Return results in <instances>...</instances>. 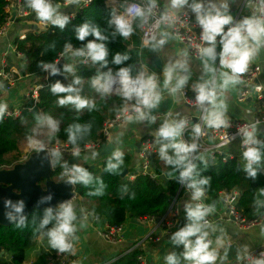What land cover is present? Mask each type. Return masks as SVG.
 <instances>
[{
    "label": "clouds",
    "instance_id": "clouds-1",
    "mask_svg": "<svg viewBox=\"0 0 264 264\" xmlns=\"http://www.w3.org/2000/svg\"><path fill=\"white\" fill-rule=\"evenodd\" d=\"M77 2L71 0L72 4ZM123 3V11L113 9L109 13L107 28L85 20L73 30L79 47L74 46L72 41H66L59 53L63 60H41L37 67L47 77L59 76L67 81L55 80L50 84L49 91L57 98L59 107L70 106L76 113L84 110L92 112L97 107L94 98L82 94L84 77L77 74L81 65L95 67V74L88 79L90 87L101 99L111 96L120 98L117 114L126 125H156L158 116L154 113L161 106L165 93L178 99L183 96L185 88L192 91V104L201 113L199 120L190 123L177 113L176 118H165L160 122L151 134L159 160L170 169L169 177L187 194V199L180 205L183 224L169 236L172 247L178 251L168 252L163 262L232 264L229 252L233 242L225 229L213 220L217 212L216 204L205 202L211 177L203 174L207 159L200 152L199 140L205 134V129L231 127L226 93L243 83V75L264 50V0H244L248 14L239 19L232 12L236 0H166V10L159 12V22L164 28L156 34L146 33L143 47L156 52L175 39L168 26L169 21H174L178 14H191L199 32L190 37L187 47L163 63L159 72L143 68L135 70L129 63L131 56L127 52L110 53L109 45L117 37L128 39L138 29L157 22L156 10L160 0H141L139 3L123 0ZM24 7L34 13L40 24L61 32L68 27L74 15L62 11V6L55 0H24ZM192 40L198 42L192 43ZM50 48L54 49L55 44ZM193 48L195 56L192 55ZM193 59L198 60L200 66V74L195 80ZM0 88H3V84H0ZM8 110V102L0 100V122H3ZM33 120V126L25 134L28 149L46 160L50 167H59L61 175L67 177V186L80 184L90 189L89 196H103L106 188L104 181L94 177L79 162L81 143L90 135L92 124L73 121L63 129L71 146L70 155L75 160L70 162L60 148L50 147L61 131V120L39 111H34ZM261 135V122L252 119L224 141L231 143L240 138L242 169L253 181L264 173V139ZM122 136L123 133H120L111 143H121ZM84 148L88 152L85 160L98 158L99 152L91 144H85ZM124 164V152L114 147L105 163L104 172L117 175ZM122 194L134 197V193H128L127 186L122 189ZM53 200L54 193L42 196L37 201V207L48 206L42 209L38 219L33 217L30 221L26 201L6 197L2 200V215L16 229L31 226L33 234L46 239L48 247L57 254L74 253L75 242L79 239L77 234L90 219L96 218L95 213L78 209L71 198L54 205ZM253 204L256 214L264 216V187L257 189ZM260 232L264 235V226H261ZM235 260L236 264H264V251L254 254L248 244H243L236 249Z\"/></svg>",
    "mask_w": 264,
    "mask_h": 264
},
{
    "label": "trees",
    "instance_id": "trees-1",
    "mask_svg": "<svg viewBox=\"0 0 264 264\" xmlns=\"http://www.w3.org/2000/svg\"><path fill=\"white\" fill-rule=\"evenodd\" d=\"M108 1L91 0L89 6L81 9L63 32L50 26H39L35 15L28 19L27 21L35 23L37 28L27 31L23 39L16 37L13 40L16 51L24 54L28 60V68L22 70V74L44 78V73L37 67V63L41 60L50 61L59 58V53L62 51L63 44L66 41H72L74 46L79 47V42L74 39L73 30L85 20L96 23L101 28H107L109 13L113 9L123 11L124 6L122 1L116 8H113L109 6ZM55 2L62 5L66 0H55ZM5 5V0H0V24L5 21ZM52 44H55L54 49L50 48ZM109 48L110 53L127 52L131 56L129 63L137 71L142 69L141 63H144L149 55L146 48L141 45L138 30L128 39L117 37L109 45ZM109 59H111V55ZM95 71V67L89 65L80 66L77 73L84 77L82 94L95 99L97 107L92 112L84 110L76 113L70 106L59 107L56 103L57 98L49 91L50 84L54 83L55 80L45 79V82L42 81L45 87L39 94L38 111L61 120V131L50 146L66 144L71 148L67 143V137L63 129L73 121H79L92 124L90 135L81 143V147H83L87 142L98 138L104 124L117 115V110L121 104L120 98L111 96L101 99L89 85L88 79L95 74ZM70 79L71 77L69 76ZM63 82L67 83V81ZM29 107H23L22 114L19 117H5L3 122H0V171L13 169L20 159V147L26 142L25 134L34 124V110L30 111ZM124 154L125 164L117 175H110L104 172L105 163L109 157L101 162L99 168H91L90 165H84L93 173L94 177L104 181L106 188L103 196H89L88 192L90 189L80 184H75L76 195L90 204L89 211L95 213L97 220H103L111 226L124 225L130 217H135L139 220L144 218L161 219L179 190V185L168 175L170 169L159 160L156 154L150 159L152 174L158 177L156 181L140 172H137L134 180H127L122 178L121 175L124 171H130L134 157L132 153L124 152ZM201 167L203 168L202 165ZM203 174L211 177V184L207 191L210 195V203H218L220 192L240 189L242 195L238 203L239 210L247 219L255 216L253 201L257 194V189L264 187V173L259 174L257 179L253 181L246 176L239 162H229L227 164L207 162V168L203 170ZM161 176H165L168 181L163 182ZM52 179H57L59 182L64 181L63 177H61L60 168L56 169ZM125 186H127L129 194L134 193L133 198L122 194V189ZM41 212L38 210L33 211L29 215V220L31 221L33 217L38 219ZM182 224L183 218L179 220L178 227ZM39 238L44 240L46 245L41 247L40 256L33 264H45L47 258L56 253L48 247L46 239L43 237ZM39 238L33 234L31 226L23 230L16 229L11 224L0 227V250L4 251V253L6 252L9 257L0 261V264H26L28 252L38 243ZM140 254V251L135 250L116 259L113 264H139L138 256Z\"/></svg>",
    "mask_w": 264,
    "mask_h": 264
},
{
    "label": "built area",
    "instance_id": "built-area-1",
    "mask_svg": "<svg viewBox=\"0 0 264 264\" xmlns=\"http://www.w3.org/2000/svg\"><path fill=\"white\" fill-rule=\"evenodd\" d=\"M123 0H109V6L116 8L119 3ZM6 5L4 8V13L6 15L5 21L3 24H0V38L4 37L10 27L16 21H27L30 19L34 13L24 7V0H5ZM129 2H141V0H129ZM91 0H78L76 4H72L71 0H66L64 4H62L61 9L67 13H74L73 18L76 14L83 8L89 6ZM166 10V8L160 4L158 9L156 10V23H149L145 28L138 29L141 45L142 41L146 38V33L148 34H156L158 31L163 30L164 25L159 22V12L161 10ZM119 12V11H118ZM72 18V19H73ZM41 27H45L42 24H38ZM168 31L175 34V39L184 47H187L190 43V37H193L194 34H198L199 29L194 26V20L189 14V16L178 14L175 20L169 21ZM25 36H21L23 39ZM192 43H196L198 41L192 40ZM15 54L16 57L22 61L25 59V55L17 52L15 49L14 44H10L8 48L1 54L0 56V82L1 80L4 83H7V88H11L15 86L17 79L21 76L22 70L21 68L16 69L10 68L7 63V57L11 54ZM192 55L195 56V48L192 49ZM63 60V57H59ZM196 60V59H195ZM70 62V61H69ZM83 66V65H81ZM263 67L261 63L252 62L249 67L248 72H246L243 77V83L240 85V92L237 95V102L240 104H245L249 98L256 99L257 101V108L256 114L254 119H258L261 122V126L264 125V88L260 84V78L263 73ZM44 79H48L47 75L44 73ZM44 84H36L32 86L28 92V99L29 103V110H34L37 107V103L39 100V94L42 89H44ZM194 99V94L189 88H185L184 94L182 96V101L185 105L194 109L193 113L187 114L184 117L187 118L190 123L199 120L201 115L200 111L192 104ZM21 115V111H12L8 110V113L5 117H13L17 118ZM166 114L161 113L158 115V118L165 117ZM231 127L229 128H222V129H205V134L200 138V152L205 155L207 162L212 164H227L229 162H239L242 165L240 160V153L242 151L240 147V138L237 137L236 140L232 141L231 143H224L225 139L230 137L234 134L238 127L244 126L249 122L241 121L238 119L230 118ZM126 125L123 122L122 117H119L118 114L108 120L102 130L99 133L98 138L93 141L87 142L86 144H91L97 151H100L103 147H105L108 143L111 142V134L115 128H120ZM188 133L186 132L185 138H187ZM153 137L152 135L146 136L145 139L141 143L140 152H139V172L143 175H147L153 181H156L158 177L152 174L151 169V157L156 155V147L152 143ZM224 144L223 147H217V145ZM50 147H57L60 148L64 153L65 156L71 157V148L66 144H56L55 146ZM82 153H88L87 149L83 147ZM33 153L28 151L25 153L18 161L17 165L25 164L30 156ZM67 180V177H66ZM75 187V184H73ZM180 195H187L184 190L180 187V191L178 192L176 199L171 204L167 213L160 219L158 223V219L153 218H144L142 219L143 222H146L150 225H157L159 228L162 229V235L157 236L154 232L150 233L145 239L138 240L131 249L127 251L126 254L132 253L135 250L140 251V255L138 256V263L139 264H150L147 252L148 245H155L158 244L163 235L171 234L177 227L179 220L182 218L180 208L178 205V197ZM241 190L235 189L232 191H223L219 193L218 196V203H220L226 210L227 217L225 219L226 222L234 225L238 234H243L248 232L260 225L264 222V216L255 215L251 219H247L245 216L242 215V212L238 208V203L241 198ZM77 196V195H76ZM210 195L206 193L205 202L209 203ZM179 209V210H178ZM94 220H97L96 218ZM214 222L219 224V222L223 221L222 217L213 216ZM97 236L109 244H121L126 239L125 234V226H111L105 224L104 227L96 230ZM233 245H234V241ZM254 254H258L260 251H264V238L257 243L252 249ZM118 258L111 259L109 261L103 262L101 264H113L114 261ZM80 258L78 257L76 251L74 253H63L57 254L54 253L53 255L47 258L45 264H78ZM232 264H236V260L233 259Z\"/></svg>",
    "mask_w": 264,
    "mask_h": 264
},
{
    "label": "crops",
    "instance_id": "crops-1",
    "mask_svg": "<svg viewBox=\"0 0 264 264\" xmlns=\"http://www.w3.org/2000/svg\"><path fill=\"white\" fill-rule=\"evenodd\" d=\"M160 4L165 7L166 0H160ZM232 12L237 19H239L242 15H247L248 10H246L244 7V0H236V3L232 5ZM36 28L37 25L32 21H16L10 27L8 33L4 37L0 38V56L8 48V46L13 43V40L16 37L25 36L27 31ZM183 48L185 47L182 46L176 39L170 40L169 44L164 49L158 50L156 52H153L150 49L146 48V51L149 55L148 58L145 59V62L141 63V68L146 69L147 71L159 72L162 68V64L167 63L168 60L174 56V54L179 53ZM254 62L261 63L264 69V63L260 62L259 56L254 60ZM7 63L8 65L10 64V66H15V68L18 69L22 68L23 64H28V60L25 58L24 60L20 61L15 54L11 53L7 57ZM192 70L193 80H195L200 74V66L198 60L193 59ZM42 81L45 82V79L41 76H27L21 74V77L17 79L15 86L7 88V83H4L1 80L0 84H3V88H0V100H6L9 104L10 110H18L21 111L22 114L23 107H28L30 104L28 99V92L30 88L36 84H43ZM260 84L264 88V70L260 78ZM239 92L240 86H237L236 88L231 89L228 93H226V99L229 106L228 115L230 118L233 119L250 122V120L254 119V116L256 114L257 101L256 99L249 98L245 104H240L237 102V95ZM193 112L194 109H191L183 103L182 97H179L177 99L168 96L167 93H165V98L162 101L161 106L155 110L154 114L158 116L159 114L164 113L166 114V116L158 118L156 125H147L144 123H139L128 124L120 128H115L111 134V142L120 133H123L121 143L116 144L115 146L120 148V150H122L123 152L132 153L134 157L131 169L130 171H127L125 178L127 180H134L137 175V172H139L140 149L137 147L138 143H142L146 136L151 135L155 131V128L158 127L159 123L162 122L165 118H176L177 113H179L180 116L184 117L185 115ZM261 131V138L264 139V125L261 126ZM87 154L88 153H82L79 159V162L83 166L93 165L95 166V168H99L101 162L106 159L97 158L95 160H92L89 158L85 160L84 156ZM65 158L68 159L69 157L65 156ZM61 177H63L64 180L66 179L65 176L61 175ZM54 181L59 183V180L57 179H55ZM179 191L180 186L178 192ZM184 199H187V195H180L178 197L177 203L179 205V208ZM72 202L77 206L78 209H84L86 212L89 211L90 204L84 201L82 198L76 196L72 200ZM216 206L217 212L214 214V216L222 217L223 219V221H220L218 225L227 230L228 235L234 238V242L237 244L238 247L246 241L252 246V249L257 243H259L264 238V235H262L260 232V228L261 226H264V222L262 223V225L248 232L238 234L234 225L225 221L227 217L225 208L220 203H217ZM180 212L183 218L182 208H180ZM133 220L139 221L140 224L134 223ZM105 224L106 222L103 220L90 219L87 226L77 234L79 236V239L75 242V251L78 257L80 258L78 264H101L117 257H123L124 255H126L129 249L135 246V243L138 240L145 239L150 233L154 232L157 236L162 235V229L159 228L157 225H150L135 217H130L124 224L126 234L125 241L121 244L114 245L106 243L105 241L100 239L96 234V230L104 227ZM169 236L170 234H165L163 235L161 241L158 244L147 246L146 254L148 256L150 264H164L163 257L168 252L177 250L172 247L169 241ZM45 245L46 242L39 238L38 243L28 252L26 264H33L40 256L41 247ZM4 255V259L9 258L6 252L4 253Z\"/></svg>",
    "mask_w": 264,
    "mask_h": 264
},
{
    "label": "water",
    "instance_id": "water-1",
    "mask_svg": "<svg viewBox=\"0 0 264 264\" xmlns=\"http://www.w3.org/2000/svg\"><path fill=\"white\" fill-rule=\"evenodd\" d=\"M259 59L260 62L264 63V50L259 54ZM27 68L28 64H23L22 69L26 70ZM48 79L64 81V78L59 76L48 77ZM29 105H31V103ZM34 111H38V108L35 107ZM114 147L116 146L112 143L107 144L101 151H99L98 159L108 158ZM137 147L140 149L141 143H138ZM68 159L70 162H75L72 157H69ZM58 168L59 167H50L47 161L42 157L32 154L25 164L16 165L11 170L0 171V227L9 225V222L4 219L2 215L3 198L10 197L13 200L24 199L27 203L26 212L30 215L33 211H42L44 207L48 206L40 205L37 207V201L49 192L54 193L53 205L56 202L70 198L73 200L76 197L75 187H73L74 185L67 186L66 179L59 183L52 179V175ZM91 168H95V166L91 165ZM126 174L127 171H124L121 177L125 178ZM161 180L163 182L168 181L165 176H161ZM133 222L140 224L137 220H133ZM157 222L159 223L160 219H158ZM225 231L227 233L226 229ZM229 237L234 241L232 236ZM243 244L248 243L245 241L241 245ZM248 245L250 248L252 247L250 244ZM237 248V244L234 243L232 250L229 252V259L231 261L235 259ZM0 260H4V251L1 250Z\"/></svg>",
    "mask_w": 264,
    "mask_h": 264
},
{
    "label": "rangeland",
    "instance_id": "rangeland-1",
    "mask_svg": "<svg viewBox=\"0 0 264 264\" xmlns=\"http://www.w3.org/2000/svg\"><path fill=\"white\" fill-rule=\"evenodd\" d=\"M8 66H10V64L8 65ZM14 68L15 66H10V68ZM21 70H22V68H21ZM21 77V76H20ZM40 84H42V83H40ZM28 151H30L29 149H28V147H27V144H26V142H24L22 145H21V147H20V158L25 154V153H27Z\"/></svg>",
    "mask_w": 264,
    "mask_h": 264
},
{
    "label": "bare ground",
    "instance_id": "bare-ground-1",
    "mask_svg": "<svg viewBox=\"0 0 264 264\" xmlns=\"http://www.w3.org/2000/svg\"><path fill=\"white\" fill-rule=\"evenodd\" d=\"M16 165H17V164H16ZM16 165H15V166H16Z\"/></svg>",
    "mask_w": 264,
    "mask_h": 264
}]
</instances>
